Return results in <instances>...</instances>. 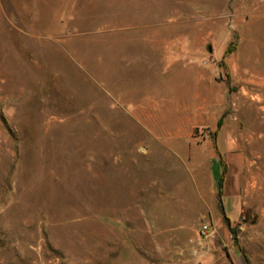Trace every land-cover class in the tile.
Listing matches in <instances>:
<instances>
[{
  "label": "rangeland",
  "instance_id": "obj_1",
  "mask_svg": "<svg viewBox=\"0 0 264 264\" xmlns=\"http://www.w3.org/2000/svg\"><path fill=\"white\" fill-rule=\"evenodd\" d=\"M262 126L264 0H0V264H194L204 159L264 211Z\"/></svg>",
  "mask_w": 264,
  "mask_h": 264
},
{
  "label": "crops",
  "instance_id": "obj_2",
  "mask_svg": "<svg viewBox=\"0 0 264 264\" xmlns=\"http://www.w3.org/2000/svg\"><path fill=\"white\" fill-rule=\"evenodd\" d=\"M184 121L190 125L183 127L178 132V138L184 141L183 155L185 147L189 146L191 142V155L192 158L198 160L201 158V153L207 151V157H218L219 162L222 164L221 159L227 166H233L239 162L240 169L246 164L247 168L251 167V162L244 155L233 157L231 150L236 147L233 143L236 139L233 132H217L212 139H207L201 144L195 145L191 138V126L193 123L200 122L199 118L191 120L184 118ZM264 127V126H262ZM253 139V138H252ZM262 142H257V145ZM186 142V143H185ZM256 142V141H255ZM259 146V147H261ZM213 147V150L212 148ZM223 157V158H222ZM250 161V162H249ZM207 165L208 179H209V192L207 196L209 199H201L203 203H220L222 205V213H214L211 216L214 222V237L204 241L198 248L192 258L194 264H247L244 256L251 264H264V211H255L245 213L242 211V206L249 203L250 193L255 191L254 185L243 187L238 182L239 178L229 177L222 181L224 167L222 165V173L218 182L210 177L209 165ZM220 170V168H219ZM235 178V179H234ZM221 181V186L219 182ZM199 197H205L200 195ZM250 222H243L244 220Z\"/></svg>",
  "mask_w": 264,
  "mask_h": 264
},
{
  "label": "built area",
  "instance_id": "obj_3",
  "mask_svg": "<svg viewBox=\"0 0 264 264\" xmlns=\"http://www.w3.org/2000/svg\"><path fill=\"white\" fill-rule=\"evenodd\" d=\"M214 229L210 225H202L199 237H200V245L203 243V241H207L209 239H212L214 237ZM196 253V249L194 250V254Z\"/></svg>",
  "mask_w": 264,
  "mask_h": 264
},
{
  "label": "trees",
  "instance_id": "obj_4",
  "mask_svg": "<svg viewBox=\"0 0 264 264\" xmlns=\"http://www.w3.org/2000/svg\"><path fill=\"white\" fill-rule=\"evenodd\" d=\"M223 173H224V171H223ZM219 186H221V181L219 182ZM244 258H245L247 264H251V263L248 261V259L246 258V256H244Z\"/></svg>",
  "mask_w": 264,
  "mask_h": 264
}]
</instances>
